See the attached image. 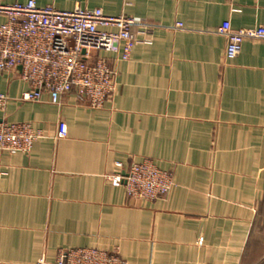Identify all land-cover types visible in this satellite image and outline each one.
Masks as SVG:
<instances>
[{"label":"crops","instance_id":"1","mask_svg":"<svg viewBox=\"0 0 264 264\" xmlns=\"http://www.w3.org/2000/svg\"><path fill=\"white\" fill-rule=\"evenodd\" d=\"M35 1L134 17L137 41L128 59L100 53L115 74L100 108L73 94L22 100L21 68L0 71V117L43 134L29 152L0 151V264L82 247L127 264H264V39L228 59L218 31L264 25V0ZM145 158L175 180L150 202L111 179Z\"/></svg>","mask_w":264,"mask_h":264},{"label":"built area","instance_id":"2","mask_svg":"<svg viewBox=\"0 0 264 264\" xmlns=\"http://www.w3.org/2000/svg\"><path fill=\"white\" fill-rule=\"evenodd\" d=\"M0 14L6 20L0 25V71L21 68V79L30 90L22 100L39 101L48 93L52 103L65 94H73L79 102L103 107L115 91L114 69L101 52H114L130 57L137 41L131 28L137 19L128 15H109L102 8L59 10L39 6L35 0L0 3ZM227 37L226 58L237 57L245 39H264V25L232 30L218 29ZM9 100L0 94V113ZM0 151L29 152L43 136L28 122H9L0 117ZM67 124L60 121L58 137L67 135ZM122 163H116L120 171ZM124 183L129 197L150 202L165 197L175 186L173 173L161 169L145 158L132 162L125 174L111 176ZM39 264H127L117 250L95 247L60 249L55 261L44 258Z\"/></svg>","mask_w":264,"mask_h":264},{"label":"water","instance_id":"3","mask_svg":"<svg viewBox=\"0 0 264 264\" xmlns=\"http://www.w3.org/2000/svg\"><path fill=\"white\" fill-rule=\"evenodd\" d=\"M1 120V119H0Z\"/></svg>","mask_w":264,"mask_h":264}]
</instances>
